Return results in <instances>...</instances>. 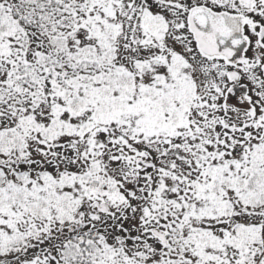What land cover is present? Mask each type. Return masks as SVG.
<instances>
[{"label": "snow or ice", "instance_id": "snow-or-ice-1", "mask_svg": "<svg viewBox=\"0 0 264 264\" xmlns=\"http://www.w3.org/2000/svg\"><path fill=\"white\" fill-rule=\"evenodd\" d=\"M0 264H264V0H0Z\"/></svg>", "mask_w": 264, "mask_h": 264}]
</instances>
